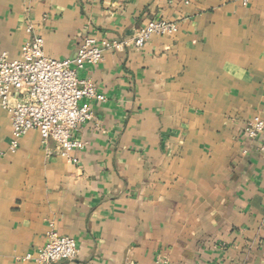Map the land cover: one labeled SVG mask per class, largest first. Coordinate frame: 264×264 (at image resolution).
Listing matches in <instances>:
<instances>
[{"label": "crops", "instance_id": "0c3cea01", "mask_svg": "<svg viewBox=\"0 0 264 264\" xmlns=\"http://www.w3.org/2000/svg\"><path fill=\"white\" fill-rule=\"evenodd\" d=\"M160 19L177 32L126 44ZM34 36L55 60L89 36L117 47L77 73L105 101L68 157L36 131L10 152L0 109V264H35L51 229L78 247L54 264H264V157L244 134L264 120V0H0V55Z\"/></svg>", "mask_w": 264, "mask_h": 264}, {"label": "built area", "instance_id": "2783aa9c", "mask_svg": "<svg viewBox=\"0 0 264 264\" xmlns=\"http://www.w3.org/2000/svg\"><path fill=\"white\" fill-rule=\"evenodd\" d=\"M32 30L31 23L27 24V34ZM176 32L174 23L152 20L139 28L132 42L126 44L142 48L154 36H172ZM115 47L113 42L89 36L77 47L73 59L55 60L44 54L42 38L34 36L22 45L17 58L9 59L1 54L0 109L10 119L9 151H16L18 140L29 131L38 132L43 143L52 141L61 157L83 149L85 144L77 139L76 133L93 119L91 103L104 102L105 97L91 81L79 78L77 73L85 66L99 64L103 52ZM244 134L249 139H259V152L264 157V120L247 122ZM77 254L74 239L59 236L51 229L37 256L32 259L27 255L25 260L54 264L74 260Z\"/></svg>", "mask_w": 264, "mask_h": 264}]
</instances>
